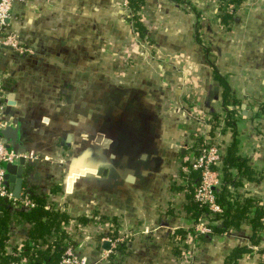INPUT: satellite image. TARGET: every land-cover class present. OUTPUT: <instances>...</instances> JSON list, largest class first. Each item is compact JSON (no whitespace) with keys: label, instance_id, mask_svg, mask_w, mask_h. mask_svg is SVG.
Returning <instances> with one entry per match:
<instances>
[{"label":"crops","instance_id":"crops-1","mask_svg":"<svg viewBox=\"0 0 264 264\" xmlns=\"http://www.w3.org/2000/svg\"><path fill=\"white\" fill-rule=\"evenodd\" d=\"M124 2L15 4L13 29L34 49L2 58L7 118L19 130L9 142L36 157L22 189L68 217L69 245L91 264H264V0L236 3L229 24L221 0H143L141 33ZM214 69L240 112L241 161L228 179L221 169L224 184H236L226 197L254 206L237 226L194 237L181 167L224 115ZM215 134L224 157L231 130ZM16 221L0 252L22 248L26 227ZM238 248L246 251L227 260ZM13 259L0 255V264Z\"/></svg>","mask_w":264,"mask_h":264},{"label":"trees","instance_id":"trees-1","mask_svg":"<svg viewBox=\"0 0 264 264\" xmlns=\"http://www.w3.org/2000/svg\"><path fill=\"white\" fill-rule=\"evenodd\" d=\"M243 0H221L219 4L220 18L224 23H230L233 13L224 8L223 6L229 3H241ZM143 0H128V6L131 8V14L128 17L133 25V29L137 32H142V23L140 20V6ZM23 41V40H22ZM216 78L220 81L224 88L223 106L224 115L222 118L211 119L208 133L210 137H214L216 132L223 133L225 130H231V141L228 142L227 153L222 156V161L215 166L218 170H227V179L229 177L228 170L234 165L235 161H241L239 156L235 154V148L237 140L234 138L236 133V115H239V108H229V105H234L237 102L229 101V87L223 77H220L217 70L214 69ZM221 121V124H220ZM216 135V134H215ZM242 165L244 164L241 162ZM243 175H247L246 167L243 169ZM187 184V195L189 197L188 204L190 206L191 221L197 218H202L206 224H208L212 231H227L231 226H237L240 222L249 218L248 213L252 210L251 206H254L251 198H245L242 201H237V196L233 192L234 197L227 198L228 187L232 188L236 184L234 182L226 180L227 185L222 176V182L219 188L215 190L217 196V203L221 206V211L214 213L209 211L206 207L200 206L193 198L195 186L191 185L193 181H196V173L190 172L185 174ZM30 193L31 199L35 202L34 207H12L9 201L0 199V247L3 245L6 238L10 235L9 224L15 220L21 221V225L26 227V235L23 239V245L21 255L19 258L25 259L26 264H53L57 262L70 241L66 238L65 225L68 222V217L64 213L47 209L44 205L43 196L35 193L30 186L26 189ZM231 194V192H229ZM228 193V194H229ZM229 194V196H230ZM254 211L257 217L262 213L255 208ZM254 209V210H255ZM14 218V219H13ZM256 218V217H255ZM256 221V219H254ZM259 222V219H258ZM246 251V248H238L236 251L228 256L229 261L238 259L242 252ZM234 258V259H233ZM227 262V261H226ZM229 264V263H227Z\"/></svg>","mask_w":264,"mask_h":264},{"label":"built area","instance_id":"built-area-1","mask_svg":"<svg viewBox=\"0 0 264 264\" xmlns=\"http://www.w3.org/2000/svg\"><path fill=\"white\" fill-rule=\"evenodd\" d=\"M28 2V0H0V199L7 198V201L15 207H34L35 202L31 199L30 193L22 189L19 198H14L4 178L5 165L15 163L21 155L26 159L36 158L33 154H24L18 151L6 138L2 131L9 125L7 118V107L9 98L10 77L3 68L2 58L4 50L16 57H25L33 54L34 49L28 43L22 41L13 29V8L17 3ZM124 5L128 6V0ZM129 7V6H128ZM232 13H235L236 4L229 3L223 6ZM194 142L193 151L188 157V164L181 167L182 173L189 174L191 171L196 173V181L191 185L195 186L193 193L194 200L209 211L218 213L221 206L217 203L215 188L222 182L221 171L215 168L221 162L222 147L219 141V134L214 137L197 135ZM192 230L194 237L200 236L211 231V227L202 218L192 220ZM7 243L0 252V255L14 256L9 264H26L25 259L19 258L21 255V244L15 250L10 249ZM11 246V245H10ZM53 264H91L89 261L76 253L71 245H66L60 259Z\"/></svg>","mask_w":264,"mask_h":264},{"label":"water","instance_id":"water-1","mask_svg":"<svg viewBox=\"0 0 264 264\" xmlns=\"http://www.w3.org/2000/svg\"><path fill=\"white\" fill-rule=\"evenodd\" d=\"M10 100L8 103L10 104ZM18 127H12L11 125L7 126L2 134L7 141H15L18 135ZM22 153V152H21ZM27 163V159L21 155L17 162L7 163L5 165L4 178L8 183V187L14 198H19L23 185V170ZM7 201V198H4Z\"/></svg>","mask_w":264,"mask_h":264},{"label":"rangeland","instance_id":"rangeland-1","mask_svg":"<svg viewBox=\"0 0 264 264\" xmlns=\"http://www.w3.org/2000/svg\"><path fill=\"white\" fill-rule=\"evenodd\" d=\"M236 107V106H235Z\"/></svg>","mask_w":264,"mask_h":264}]
</instances>
